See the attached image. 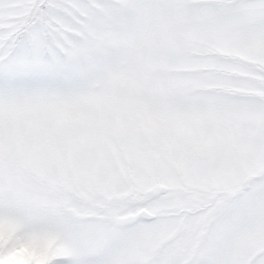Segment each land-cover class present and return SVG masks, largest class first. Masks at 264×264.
Listing matches in <instances>:
<instances>
[{
	"label": "snow or ice",
	"instance_id": "snow-or-ice-1",
	"mask_svg": "<svg viewBox=\"0 0 264 264\" xmlns=\"http://www.w3.org/2000/svg\"><path fill=\"white\" fill-rule=\"evenodd\" d=\"M0 264H264V0H0Z\"/></svg>",
	"mask_w": 264,
	"mask_h": 264
}]
</instances>
